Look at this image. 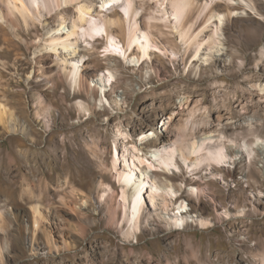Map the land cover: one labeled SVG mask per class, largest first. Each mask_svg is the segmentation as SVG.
<instances>
[{
  "label": "rangeland",
  "instance_id": "obj_1",
  "mask_svg": "<svg viewBox=\"0 0 264 264\" xmlns=\"http://www.w3.org/2000/svg\"><path fill=\"white\" fill-rule=\"evenodd\" d=\"M87 1L101 9L103 0ZM244 1L251 6L232 4L221 50L207 62L184 53L174 20L155 30L167 53L156 51L138 66L119 55L105 58L102 40L83 43L89 80L108 67L117 72L101 106L70 90L61 57L46 45L59 16L30 26L19 17V29L0 20V264H264V143L251 161L240 145L249 128L264 136V0ZM69 6L68 29L77 15L76 4ZM80 99L90 105L87 116ZM37 109L49 113L38 117ZM173 112L157 133L162 141L175 139L188 119L186 137L205 132L236 140L224 166L169 175L178 188L203 187L199 197L183 188L178 200L212 224L175 229L159 218L147 222L145 209L141 230L126 237L117 198L101 196L102 182L119 190L109 170L111 147L121 139L115 130L122 123L138 139Z\"/></svg>",
  "mask_w": 264,
  "mask_h": 264
},
{
  "label": "bare ground",
  "instance_id": "obj_2",
  "mask_svg": "<svg viewBox=\"0 0 264 264\" xmlns=\"http://www.w3.org/2000/svg\"><path fill=\"white\" fill-rule=\"evenodd\" d=\"M152 2L156 4L153 5ZM234 2L235 0H103L101 9H95L87 0H0V20L11 29H19V17L26 26H30L53 12L59 16L60 19L53 23V32H48L46 45L61 57L59 64L70 90L94 97L101 106L109 100L108 91L117 81V72L108 67L97 72L96 80H89L85 72L92 68L82 52L83 43L89 48L93 47L94 41L102 40L105 58L119 55L131 66H138L144 60L152 59L156 51L167 53L165 47L159 48L161 43L155 30L160 31L159 26L163 22L166 24L174 20V28L185 47L184 53L192 52L197 59L207 62L214 51L221 50L222 27L235 14L232 6ZM242 2L251 6L248 1ZM72 3L76 4L77 15L68 29L69 5ZM110 6H118L122 10L109 12L106 9ZM203 50L206 52L203 53ZM45 75H49L47 79L52 86L57 85L55 76ZM114 101L117 102V99ZM77 104L80 112L86 116L90 114L91 108L87 101L80 99ZM48 113L49 111L37 109L36 116L44 117ZM176 115L173 112L167 120H160L157 122V132L147 131L138 139L130 134L124 124L117 125L115 135L118 141L121 139L119 145L114 141L111 147L109 170L119 190L116 192L112 185L102 182L105 191L101 196L117 198L118 206L123 210V222L127 225L124 231L126 237H135L141 230L145 209L151 211L146 213L149 214L147 222L149 217L159 218L175 229H184L190 224L206 228L212 224L209 218L194 216L188 200H178L183 188L199 197L204 192L203 187H187L181 183V188H178L169 175L184 169L187 172H201L215 166H224L231 160L229 148L234 147L236 140H227L222 134L216 136L205 132L200 137L194 134L186 137L189 119L179 127L181 132L175 139L160 140L157 133L162 131L164 123L173 122ZM3 117L4 112H1V118ZM242 139L241 152L248 156L249 161L254 157L256 159V145L264 143V136L249 128L248 134L243 135ZM75 175L76 171H71L70 179ZM42 181V177L38 179L39 183ZM34 217L35 226L39 227L43 214L38 208L34 209Z\"/></svg>",
  "mask_w": 264,
  "mask_h": 264
}]
</instances>
